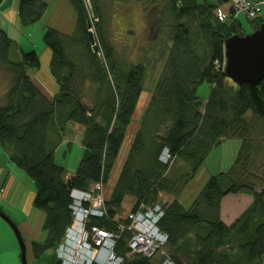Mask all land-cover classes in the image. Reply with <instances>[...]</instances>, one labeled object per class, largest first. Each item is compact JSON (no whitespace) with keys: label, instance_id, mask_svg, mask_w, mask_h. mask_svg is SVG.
Returning <instances> with one entry per match:
<instances>
[{"label":"trees","instance_id":"obj_1","mask_svg":"<svg viewBox=\"0 0 264 264\" xmlns=\"http://www.w3.org/2000/svg\"><path fill=\"white\" fill-rule=\"evenodd\" d=\"M13 1L0 0V14L10 17ZM228 1L93 0L95 18L86 0L16 1L12 22L17 18L27 26L45 21L42 39L58 87L52 96L46 93L29 73L40 69V56L34 49L16 46L0 26V75L7 78L0 104V148L34 184L31 205L43 213L46 233L44 242L32 243L36 258L56 248L72 220L70 189L88 190L109 182L144 81L157 59H164L104 202L106 215L90 219L89 225L119 234L115 251L123 254L130 233H118L113 218L121 219L125 198H133L135 210L167 193L174 198L162 204L158 227L168 235L165 249L174 264H264V79L254 86H237L224 75V42L232 34L243 35L240 23L216 16ZM132 8L140 9L143 44L129 27V13L121 15ZM123 19L128 34L120 31ZM251 21L255 30L264 17ZM115 22L119 35L127 38L122 50L110 42L109 28ZM203 82L211 85L205 100L195 92ZM248 111L251 118L244 121ZM70 125L82 130L83 154L68 187L70 175L54 159L60 146L71 147L65 140ZM232 138L241 143L232 166L211 176L184 207L177 196L210 151ZM165 148L168 163L160 160ZM176 162L180 166L172 170ZM229 194L252 196V201L226 225L220 219V203ZM156 256L134 255L124 264H158Z\"/></svg>","mask_w":264,"mask_h":264},{"label":"rangeland","instance_id":"obj_2","mask_svg":"<svg viewBox=\"0 0 264 264\" xmlns=\"http://www.w3.org/2000/svg\"><path fill=\"white\" fill-rule=\"evenodd\" d=\"M52 1L57 2L58 0H52ZM87 3H88V1H87ZM88 7H89V5H88ZM224 7H226V8H224ZM221 8L222 9L224 8L223 10L227 14H230V11L232 10V9H229L228 4L221 6ZM139 10L140 9H137V8H132V10H129V11L123 10V14H121V15L123 16L124 14L129 13L126 15V18L131 20L129 27L137 32V37L142 41V44H143L145 42L144 35H142L143 30L141 31L139 29L138 20H137L138 14L140 13ZM121 15H120V18H121ZM238 20L241 22V25L243 26V29L240 30V32L243 35L251 34L252 31H254V28H255L254 22H252V21L250 22L247 19L246 15H244L242 12L238 13ZM44 22H45L44 20H41L38 23H32V24H27V26H23V25H20L19 21L17 20V25H15V24H13L10 17H7L6 15L5 16L1 15L0 25L2 23L1 26H2V28L5 29L6 35L11 40H13L14 43L18 39H20V41L18 43L16 42V46L18 44V46H21L26 51L30 50V49H34L36 51V53L38 54V56H41V63H40L41 68H40V72L38 73V76H37V73H34V71H30V72L34 73L32 75L33 78L37 79V81H39V83L42 82L49 89V88H53V86L51 85L52 81H50L51 76L49 73V66H48L49 61H47V59L44 58V56H43V53H46V50L48 51V48L46 47V45H44V42L42 39V37H43L42 34L44 32L43 26H45ZM126 22H127L126 19H123V22H119L121 25L120 31H123L125 33L127 32L126 26H125ZM118 29H119V25L116 22L113 23V25L109 28V31L111 33L110 42H112V44L115 46L116 50H122L126 37L119 35L120 31ZM126 34H128V33H126ZM134 51H135V48L131 50L132 53H130V55H132V57L135 54ZM157 61H158L157 66L152 68V70H151L152 73L149 76H147L146 80L144 81V83H145L144 84V90L141 92L138 103L136 104L135 110H134L133 115H132L133 117H132L131 121H133V123L136 124L135 126H138V128H139L140 119L142 117V113L144 112V110L147 106L146 104L148 103L151 92L155 86V82L158 79V76L160 74V70H161V68L165 62L164 59H160V60L157 59ZM6 79L7 78L5 75H2V74L0 75V82L1 81L3 82V83L1 82V84H3V88L0 89V104H2L1 103L2 102L1 100L3 98L2 92L5 91L4 90L5 84L4 83L6 82ZM210 89H211V85L208 84L207 82H203L196 88L195 92L200 99L205 100L210 93ZM46 93L49 96L52 94L51 90H50V92L47 90ZM251 115H252L251 112L248 111L245 113V115L242 118L244 121L245 120L249 121L251 118ZM131 124H132V122H131ZM131 129H132V131H134L133 127H131ZM129 130L127 131V137L130 134L129 137L131 139H133V133H130ZM77 132L79 133L78 130H74L73 133L70 132V134L68 135L67 139L72 141L71 147L69 149H67L66 144L62 145L57 149V152L55 154L54 162H56L59 165H61L62 167H64L68 171V173L69 172L74 173V171L76 170V167L78 165L79 159L81 158V156L83 154L82 146L79 143V141L77 140V136L75 135ZM127 141L128 140L126 138L124 144L121 147L122 149H121V152L117 158L116 164L114 165V167L112 169L113 171L110 175L109 182L103 184L102 197L104 198V200H108L110 198V194H111L110 191H111L112 186L115 182V179L117 178V175L119 174L118 169H119V166L121 164V160L123 159V157L126 156L125 145L127 144ZM240 145H241V143H240L239 139H237V138L233 139L232 138V139H225V141L222 143V145H218L217 147H214V149H212L210 151L207 158L202 163L198 172L195 174L194 179H192L188 184H186L184 186V189L177 196V199L180 200L183 204L192 203L193 200H195V197L198 195V193L202 190L205 182L211 176H214L219 172H226L232 166L233 161L236 159L237 151L239 150ZM177 166H180V164L178 162L172 164V170L174 168H177ZM68 175H70V174H68ZM27 179L28 180L24 181L22 184L23 189H24V187H27L29 185H32V187L34 189V184L32 183V180L28 176H27ZM19 185L21 186L20 187V191H21L22 185H21V183H19ZM92 187H93V185H91L89 188H92ZM12 191L13 190L10 191L9 195H7L8 197L6 199H4L3 202H1L0 204H2V206L6 207V208H9L6 210H7V212L11 213V215L14 219L18 214H16V212H17L16 208L17 207H16V202L14 200L15 197L12 196ZM173 198L174 197L172 195H169L167 193H162L159 196V198L157 199L158 201L156 203H158L162 206V204H164V202H170L173 200ZM134 203H135V201L133 200L132 197H126L125 198V200L123 201V204H122V210H121L122 216L129 214L133 210L132 205ZM32 210H33V213H31L29 216L27 215L28 218H31L30 222H32V220L34 219V216L36 219L38 217L37 213L40 212V211H38V209L33 208ZM23 214H24V212L22 210L20 215L23 217ZM3 222H5L6 227L9 228L10 237H11V239H13V243H14L15 248L20 253L19 244H18V241L15 237L13 229L6 223L5 220H3ZM16 226H17V228L19 227L18 225H16ZM19 230H20V228H19ZM20 233H21V230H20ZM41 233H42L41 230H37V234H35V235L38 236ZM21 236L23 238L22 233H21ZM25 239H24V243H25V249L27 250L26 251L27 264H55L57 262V258L55 257L54 250L49 251L47 254L42 255L38 259H34L32 257L31 249L28 246V242H27V240L25 241ZM37 239H35V240H37ZM156 257L160 258L158 256H156Z\"/></svg>","mask_w":264,"mask_h":264},{"label":"built area","instance_id":"obj_3","mask_svg":"<svg viewBox=\"0 0 264 264\" xmlns=\"http://www.w3.org/2000/svg\"><path fill=\"white\" fill-rule=\"evenodd\" d=\"M227 4L229 9H232L230 14L225 13L224 8L220 6L216 10V16L237 26L240 12L246 15L250 22L259 17L264 0H229L225 5ZM161 156L163 163L171 160L166 148L163 149ZM102 187L103 183L98 182L88 190L71 188L69 208L72 220L64 230L63 239L55 246L59 264H124L134 255L149 258L158 255L161 259L158 264H174L165 249L168 235L161 232L158 227L159 219L164 212L158 203L153 205L142 203L121 219L113 218L118 233L124 230L130 233L123 254H117L115 251L119 234L114 230L100 228L96 224L89 225L90 219H100L106 215ZM2 191L0 189V194ZM76 222L81 225L80 231L75 234L76 239H69L68 234Z\"/></svg>","mask_w":264,"mask_h":264},{"label":"crops","instance_id":"obj_4","mask_svg":"<svg viewBox=\"0 0 264 264\" xmlns=\"http://www.w3.org/2000/svg\"><path fill=\"white\" fill-rule=\"evenodd\" d=\"M16 3H17L16 0L11 3L12 4L11 6L13 7L9 11V16L11 18L13 17V15H12L14 12L13 9H16V7H17ZM224 8H226V7H224ZM0 15H2V14H0ZM259 17H261V18L264 17V5L262 7L261 15ZM239 23L241 25L240 21H239ZM13 24L17 25V18H16V20H14ZM1 25H2V23H1ZM1 28H2V26H1ZM2 29L5 31L4 28H2ZM241 29H243L242 25H241ZM19 41H20V39H18L16 42L18 43ZM43 56H44V58L47 59V61H49L50 60L49 50L48 51L46 50V53H43ZM40 63H41V56H40ZM39 72H40V69L38 71H34V73H37V76H38ZM29 73L31 76L34 74L32 72H29ZM50 81H52L51 85L53 86V88H49L52 92V94L50 96H52L54 93H56L58 91V87L55 85L56 83L54 81V78L50 77ZM40 84H42L43 88H45L46 90H48L50 92V90L48 89V87L46 85H44L42 82ZM2 88L3 87L0 86V89H2ZM131 122H132V124H131ZM131 122H130L131 125L130 124L128 125V130L130 129L129 130L130 133L134 134V132L138 129V126H135L136 124H134L133 121H131ZM131 127H133L134 131H132ZM67 129L68 130L66 132L65 140H67L68 142H72V141L67 139L68 135L70 134V132L73 133L74 130H78L79 133L77 132L75 135L77 136V140L80 141L79 135L81 134L82 130L79 128V126H77V125L71 126L70 125V127H68ZM129 136H130V134H129ZM129 136L127 137V133H126V137L128 140L127 144L125 145L126 153L129 149V145L132 141V139ZM224 141L225 140H223L220 143V145H222V143ZM123 161H124V157L121 160V163ZM68 174L72 175L71 172H69ZM26 180H28L26 174H24L15 164H13L9 161L7 154H5L2 151V149L0 148V189L3 190L2 193L0 194V203L3 202V200L8 197L7 195H9L10 191L13 190L12 196L15 197L14 200L16 202V207H17L16 208L17 209L16 214H18V215L13 219L11 213L7 212V210H6L9 208L2 206V204H0V211L3 214L7 215L8 218H10L12 220L14 225L19 226L18 229L20 228L21 233L23 235V238L24 239L26 238L25 241L27 240L28 246L31 249L32 257L34 259L40 258L42 255L47 254L51 250H54L55 257H56L55 248H49L44 253H42L40 256H38V258H36L34 255V250L32 249V243L44 242V240L46 238L45 237L46 233L42 230V227H41V223L43 221L44 216L40 210H38L40 212H38V213L36 212L38 217L35 219V216H34L35 220L32 218L33 220H32V222H30L31 218H28V216L31 213H33L32 209L34 207L31 205V202H32V199L34 197V189H33L32 185L24 187V189H23L22 184ZM19 183H21V185H22L21 191H20L21 186L19 185ZM251 201H252V196H246L243 194H237V195L229 194V195L225 196L220 203V208H221L220 209V219L226 225L231 224L235 219H237L239 214H241L247 208V206H249ZM186 204L182 203V205L184 207H189L191 203H186ZM22 210L24 212L23 217L20 215ZM3 220H5V219L0 217V264H21L20 253L15 248L14 243H13V239H11V237H10L9 228L6 227V224H5V222H3ZM6 223H7V221H6ZM37 230L42 231V233L38 236L35 235V234H37ZM35 239H37V240H35ZM17 241H18V239H17ZM57 262H58V258H57Z\"/></svg>","mask_w":264,"mask_h":264},{"label":"water","instance_id":"obj_5","mask_svg":"<svg viewBox=\"0 0 264 264\" xmlns=\"http://www.w3.org/2000/svg\"><path fill=\"white\" fill-rule=\"evenodd\" d=\"M86 1H88L90 11H92V17L95 18L93 0ZM89 32L92 50L96 51L97 44L94 41V33L91 30ZM224 48V75L237 86L243 83H250L254 86L264 79V21L251 34L241 36L232 34L229 36L224 42ZM71 180L72 176L66 181L68 187H71ZM0 217L5 219L13 229L19 243L21 264H27L25 243L19 229L1 211Z\"/></svg>","mask_w":264,"mask_h":264},{"label":"bare ground","instance_id":"obj_6","mask_svg":"<svg viewBox=\"0 0 264 264\" xmlns=\"http://www.w3.org/2000/svg\"><path fill=\"white\" fill-rule=\"evenodd\" d=\"M163 151V150H162ZM162 153V152H161ZM161 156V155H160ZM161 157H163V155L161 156ZM163 159H164V157H163ZM161 160V159H160ZM161 162H163V161H161ZM71 190V189H70ZM71 202V201H70ZM80 227H81V225H79V223H75L73 226H72V230L69 232V234H68V236H69V239H76V236H75V234L77 233V232H79L80 231Z\"/></svg>","mask_w":264,"mask_h":264}]
</instances>
